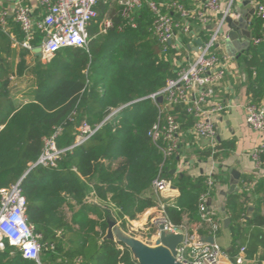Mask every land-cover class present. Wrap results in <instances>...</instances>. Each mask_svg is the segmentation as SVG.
<instances>
[{"label": "trees", "instance_id": "16d2710c", "mask_svg": "<svg viewBox=\"0 0 264 264\" xmlns=\"http://www.w3.org/2000/svg\"><path fill=\"white\" fill-rule=\"evenodd\" d=\"M155 1H178L188 9L200 2ZM97 11V19L88 27L89 52L62 49L48 64L38 58L29 64V53L12 48L11 37L0 32V190L22 180L28 222L42 235L41 243L47 246L42 259L51 264H138L124 245L105 238L106 207L112 205L127 231V220H137L157 206L152 183L158 177L170 180L181 193L174 204H165L166 219L177 228L184 225L185 216L189 229L202 224L198 200L207 191L208 176L174 174L178 154L165 158L147 135L159 118L150 96L176 78L180 67L175 63L183 59L181 51L170 47L166 56L160 54L158 40L151 32L154 15L146 5L138 11L136 28L127 25L113 0H101ZM106 19L113 27L102 34ZM9 25L13 26L11 33L22 42L24 34L19 25L11 19ZM252 27L254 39L261 42L252 43L238 64L247 77L252 103L260 105L264 100V34L259 19L255 18ZM43 38L39 34L34 46H41ZM182 38L187 45L189 39ZM184 65L181 68L187 67ZM28 74L33 81L26 89L29 100L23 103L12 92V77L23 81ZM126 105L103 124L110 110ZM171 114L181 125V133L191 131L195 119L184 105L175 106ZM84 124L96 132L76 146L78 129ZM58 128L62 131L56 146L67 151L57 168L38 165L32 169L44 152L45 140ZM223 149L218 144L202 156L216 159ZM261 162L264 165V152ZM219 178L213 176L215 182ZM250 185L249 178H244L240 194L229 197L226 204L233 242L224 252L232 263L242 247L246 248L247 259L257 260L256 264L264 261L263 230L258 235L251 230L264 227L260 211L264 206V178L253 189ZM91 190L96 203L86 200ZM252 198L257 210L246 220ZM65 208L72 214L71 219H66ZM198 232L202 239L210 235L205 226ZM4 246L0 264H35L24 260L7 241Z\"/></svg>", "mask_w": 264, "mask_h": 264}, {"label": "built area", "instance_id": "2783aa9c", "mask_svg": "<svg viewBox=\"0 0 264 264\" xmlns=\"http://www.w3.org/2000/svg\"><path fill=\"white\" fill-rule=\"evenodd\" d=\"M101 0H37L36 7L29 5L30 0H15L14 7L9 10L0 7V32L12 39V47L16 50H26L29 56L34 58V50L38 48L33 42L39 34L43 35L41 54L46 63L51 62L59 51L66 48L85 49L89 52L90 36L89 25L98 17L97 6ZM255 7V17L262 22V33L264 34V0H251ZM238 0H229L228 7L223 10L221 0H204L195 8L188 9L178 1L157 2L155 0H117L120 15L131 28L137 27L138 11L146 5L154 15L151 32L158 40L162 56H166L170 47L180 51V36H189L193 24L208 26L215 22V27L204 46L199 47L193 61L187 67L178 68L176 78L169 79L165 88L150 96L158 110V121L148 131V137L152 140L165 158L178 153L180 147L181 125L171 114L174 107L184 105L187 113L193 115L195 123L191 134L197 139H207L213 144L214 149L217 131L215 122L211 119L214 114H222L232 106L215 102L218 88L227 77L231 60L233 57L220 52L224 42L225 18L233 12L240 11ZM241 12V11H240ZM39 13V14H38ZM177 14L178 20L173 17ZM13 16L24 34V40L18 41L11 33L9 17ZM237 19L239 15H233ZM113 27L110 19L102 24V31L106 33ZM121 31V29H120ZM261 39H254L252 43L259 44ZM184 47V44H182ZM12 80H15L12 77ZM163 97V103L159 104L158 98ZM118 109L114 110L110 116ZM245 122L255 132L264 133V106L249 103L245 107ZM115 116V114H114ZM62 129L58 128L56 133L45 140V149L39 161L32 167L38 165L57 168V163L67 150H58L56 138ZM76 146L88 141L96 132L87 124L79 129ZM264 145L252 153L256 165H262L261 155ZM21 181L17 184L0 190V250L4 249L7 241L21 254L22 258L35 264H51L42 259V253L47 249L41 243L42 235L35 232L34 227L27 219V204L23 195ZM207 191L201 194L198 200L199 214L203 226L207 227L214 243L202 239L198 232H192L187 225L175 227L166 219L155 221L158 226L164 222L167 233H182L184 242L177 248L176 260L181 264H222L227 258L224 250L215 242V235L221 228L218 214L209 205L211 193L216 184L213 175H209L206 181ZM250 186H253L251 184ZM152 188L159 198V210L164 214L165 204L162 197L175 190L172 182L158 177L152 183ZM120 224V222H119ZM131 236L130 231H125ZM137 238V237H136ZM54 249V246H51ZM246 248L240 249L235 263L244 264L247 261ZM264 264V261L261 263Z\"/></svg>", "mask_w": 264, "mask_h": 264}, {"label": "crops", "instance_id": "0c3cea01", "mask_svg": "<svg viewBox=\"0 0 264 264\" xmlns=\"http://www.w3.org/2000/svg\"><path fill=\"white\" fill-rule=\"evenodd\" d=\"M203 1L204 0H200L198 4L202 3ZM228 1L229 0H221L223 10L228 7ZM113 2H116L117 4V0H113ZM14 3L15 0H0V7L3 6L9 10H12L14 7ZM29 5L32 7H36L37 0H30ZM237 5L239 7V10L244 13L245 17L250 18L249 31L254 37V29L252 27V22L255 20L256 17L255 7L252 1L238 0ZM174 15L177 16V14ZM9 19L15 22L13 16H10ZM215 25V22L206 27L201 26L199 24H193L192 31L189 36H180V51L183 59L180 62L175 63L177 67H182L185 63H187L185 65L188 66L189 63L193 61V58L199 49V46L196 42L199 40H201L202 42H207L211 34V30L215 27ZM10 27L12 32L13 26L10 25ZM227 31L228 29L224 27V32ZM12 35L16 38L14 33H12ZM182 37H187L189 39V43L187 45H184V47L182 46V44H184ZM219 49L221 53L229 55L226 51L224 42H222L221 47ZM17 51L19 52L20 50ZM34 59L35 57L32 58L31 56H28V63L34 64ZM238 61L239 59L235 55V57L231 60L229 73L221 84V86L218 88L216 96L214 98L215 102L229 104L232 106L230 109H228V111L222 114H214L211 117V119L215 122L217 131L215 143L217 145L219 144L223 146V151H221V153L219 154L220 156L216 159L213 156L203 157L202 154L208 152V150L211 149V145L213 144V142L207 139H197L191 134V131H182L181 136L179 138L180 147L177 153V159L179 160V164L177 165V169L173 171V173L177 174L178 176H183L185 174L196 178L201 175H213L219 176L221 178H219L220 181L216 182L214 186L208 205L213 211L218 214V218L221 221V228L215 235V242L224 251L228 250L232 246L233 242L231 231L229 230V228H225V220L229 218L226 210V204L228 202L229 197L240 194L242 188L241 184L244 178H249L251 184H253V186H250V189H253L255 187L258 180L264 178V165L258 167L252 157V153L259 147L264 145V133L253 131L245 122V107L249 103H251L252 100L248 95L247 77L244 71L240 68ZM29 85H31V83ZM26 91L27 90H24L20 94L16 95L14 94V96H16L19 102H28L29 99L27 98ZM260 105L264 106V100L261 102ZM233 171H236L240 175V180L236 186L237 190L233 188ZM152 192H154L153 188ZM180 195V191L175 188V190H171V192L165 194L162 197V203L174 204L180 198ZM156 198L158 202L156 207L146 210L143 214L138 217L137 220H127V227H135L138 225L147 227L149 231L148 236L150 239H139L149 243L150 245L155 244V240L159 234L158 226H156L154 222L161 220L164 216V214L159 210V198L157 196ZM86 200L92 203L97 202L93 190L88 192ZM108 206L110 208L106 207V209H110L112 211V215L116 218L115 211L112 205ZM249 208H252L253 211L249 212ZM249 208L246 212V220L251 219L256 213L257 205H255L254 199L250 203ZM260 211L262 215H264L263 205L260 206ZM91 218H94L93 215L91 216ZM187 222L188 218L187 216H185L184 225H186ZM191 227L192 232L199 231L198 226L192 225ZM251 230L256 234L260 233L261 230H263L262 232L264 233V227L262 229H260V227H253ZM250 236L252 235L250 234ZM210 237L211 235H209L208 238ZM231 263L232 262L228 257L222 260V264ZM256 263L257 260L247 259L244 264Z\"/></svg>", "mask_w": 264, "mask_h": 264}, {"label": "water", "instance_id": "95a60500", "mask_svg": "<svg viewBox=\"0 0 264 264\" xmlns=\"http://www.w3.org/2000/svg\"><path fill=\"white\" fill-rule=\"evenodd\" d=\"M233 15H239L240 17L235 19ZM250 18L245 17L243 12H238L233 9V12L226 16L225 25L228 29L227 32L223 33L224 44L226 51L231 57H236L240 59L245 52H248L251 48L253 35L249 31ZM200 47L204 46L201 40L196 42ZM35 58L41 59V48L38 47L34 50ZM159 104L163 103V97L158 98ZM129 105V104H128ZM128 105L119 108L114 114H118L120 111L125 109ZM113 114V116H114ZM113 116L108 117L103 124L110 120ZM33 169V168H32ZM29 170L27 174L30 172ZM26 174V175H27ZM233 176V188L237 190L236 186L240 180V175L236 172H232ZM108 212L107 225L108 229L106 232V239L111 240L116 243L124 245L132 254L133 259L138 262V264H181L177 262V248L180 244L184 242V235L182 233H167L165 231V223L161 222L158 225L159 234L155 240L154 245H150L143 240L131 236L125 232L118 220L112 215L110 209H106ZM249 212L253 209L249 208ZM231 220L228 218L225 220V228L228 229ZM207 241L214 243V238H207Z\"/></svg>", "mask_w": 264, "mask_h": 264}, {"label": "rangeland", "instance_id": "374dc122", "mask_svg": "<svg viewBox=\"0 0 264 264\" xmlns=\"http://www.w3.org/2000/svg\"><path fill=\"white\" fill-rule=\"evenodd\" d=\"M101 31H102V27H101ZM108 31L106 33H103V32H101V33L102 34H107ZM41 61L44 64H48V63L44 62L43 60H41ZM32 81H33V79H31V74H28L27 77L24 79V81L15 78V80H13L12 92L14 94H20L22 91L27 89V87L29 86L30 82H32ZM113 111H114V109L109 111L110 114H109L108 117H110V115L112 114ZM64 211H65L66 219H71L72 214L70 213V211L67 208H65ZM127 229H128V231H130L132 233V235L134 237L147 239V240L150 239L149 236H148V232L149 231H148L146 226H141V225H138V226H135V227L128 226ZM124 231H126V230H124ZM4 249H2V250H4Z\"/></svg>", "mask_w": 264, "mask_h": 264}]
</instances>
